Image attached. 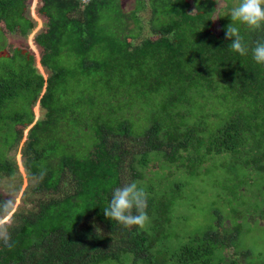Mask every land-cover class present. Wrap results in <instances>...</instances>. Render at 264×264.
<instances>
[{
    "label": "trees",
    "instance_id": "obj_1",
    "mask_svg": "<svg viewBox=\"0 0 264 264\" xmlns=\"http://www.w3.org/2000/svg\"><path fill=\"white\" fill-rule=\"evenodd\" d=\"M31 2L0 0V180L8 179L0 225L10 235L8 244L0 240V264H248L250 250L236 242L241 221L219 218L169 246L184 185L167 191L152 178L158 167L164 180L203 167L228 195L263 203L264 215V65L224 38L236 0H134L126 11L122 0H38L44 26L33 43L47 77L27 44L7 38L35 28ZM234 26L249 47L264 39V31ZM129 115L140 134L126 132ZM25 129L22 174L14 153ZM161 159L171 166H158ZM131 182L147 194L154 223L145 229L103 212ZM155 241L166 245L154 249Z\"/></svg>",
    "mask_w": 264,
    "mask_h": 264
},
{
    "label": "rangeland",
    "instance_id": "obj_2",
    "mask_svg": "<svg viewBox=\"0 0 264 264\" xmlns=\"http://www.w3.org/2000/svg\"><path fill=\"white\" fill-rule=\"evenodd\" d=\"M134 4V0H122V7L126 11L130 9ZM36 0H32L30 5V15L33 17L32 12L34 9H36ZM35 12V11H34ZM147 20V15H143V21ZM36 27L24 38L21 36H9L7 37L9 42L14 45H18L20 42L27 44L28 47H30V43L33 40V36L35 34ZM31 48V47H30ZM32 49V48H31ZM38 52L35 53V65L38 68V70L44 75L47 76L48 72L47 70L42 67L38 62ZM137 91L134 89H130V95H132L135 99V104L137 103V98L135 95H137ZM199 100V99H198ZM196 106V105H195ZM129 107H136V106H130V104L127 107V110ZM148 107V105H147ZM137 108V107H136ZM34 122L40 117L41 111L38 106V104L34 107ZM146 114V113H145ZM160 117L165 118L164 115L159 114ZM136 115H129V121H128V127L126 129V132L130 135L132 132H137L140 134L141 128V122L136 120ZM125 132V128L123 129ZM204 132V131H203ZM27 134V129L24 130L23 138L19 144V147L17 151L14 153V159L16 163L18 164V170L23 174V168L21 164V155H20V148L25 140V136ZM206 135V133L204 134ZM135 150H137V144L134 147ZM157 156H153V158H156ZM161 156H158L160 158ZM158 166L160 164H165L164 168L167 169L171 165L169 162H165L163 159L155 162ZM215 165H217V159L215 160ZM186 170H179L176 174L177 176L169 178L168 180H164L161 178V169L158 167L157 170H155L152 174V178H159L161 181H165L164 185L168 189L167 191H172L171 186L175 184V181H180L183 183V193L186 199L180 200V203H177L170 214L172 218V227L174 229V232L171 230V233L169 235H174L175 237H172L170 239V242L168 243L169 246H172L171 244L178 245L180 243H183L187 238L193 236L194 234H200L202 230H206L209 228V226L212 223H215L220 218L221 220H224V222H228V224L232 223L233 225H237L235 222H240L243 226L241 229L243 230L242 233L239 234V236L236 239V242L240 246L239 248L242 249H249L251 252V256L249 259L245 262L248 264H264V215L262 216L260 214V206H262L263 203L260 204V206H257V201L254 202L253 199H250L248 197L244 198H238L236 196H231L227 194V186L225 182L220 185V180L216 174H213L211 171H205V169L202 167L200 169H192L191 172L188 173L185 172ZM24 176V175H23ZM217 178V179H216ZM8 182V179L0 180V190H3L4 187H6V183ZM21 187L18 191L17 197L15 199V203L13 205V208H15L18 204V202H21V196L22 191L24 187L26 186V180L25 178H22L21 181ZM148 182V181H141ZM223 182V181H222ZM236 183H239L238 181ZM191 202V203H189ZM192 202H196V205L194 206ZM238 202H244V210H240L238 212V215L240 219H237L234 215V207L236 206L238 209H240V204ZM238 203V204H237ZM21 204V203H20ZM12 211H10L11 214ZM7 215L6 218L3 220H7V218L10 216ZM159 216V214H157ZM253 216H256L260 218L262 221L257 222V220H254L252 218ZM160 217V216H159ZM262 217V218H261ZM250 218V219H249ZM252 218V220H251ZM154 222L149 224H153ZM168 227V226H167ZM167 229V228H166ZM246 230H249V233L247 234ZM175 233L177 235H175ZM167 237V234H166ZM159 238L161 239V235H159ZM163 246L165 247V242H154L153 248L155 249L156 246ZM229 252H232V249H228ZM166 252L160 253V258L158 259L159 262L164 259L163 257L166 256ZM171 261H167V264H170Z\"/></svg>",
    "mask_w": 264,
    "mask_h": 264
},
{
    "label": "clouds",
    "instance_id": "obj_3",
    "mask_svg": "<svg viewBox=\"0 0 264 264\" xmlns=\"http://www.w3.org/2000/svg\"><path fill=\"white\" fill-rule=\"evenodd\" d=\"M220 0H216L218 4ZM228 16L231 23L225 30V39L231 41V50L246 55L251 51L252 59L264 65V39H258L254 45L247 46L243 43L240 29L235 24L244 26L249 32L264 31V0H236L230 7ZM147 194L143 187L136 182L126 183L117 187L113 193L109 206L103 209L104 215L110 220H115L124 228L145 229L149 223L146 212ZM0 240L8 244L10 235L7 229L0 225ZM11 245L9 244V247Z\"/></svg>",
    "mask_w": 264,
    "mask_h": 264
},
{
    "label": "crops",
    "instance_id": "obj_4",
    "mask_svg": "<svg viewBox=\"0 0 264 264\" xmlns=\"http://www.w3.org/2000/svg\"><path fill=\"white\" fill-rule=\"evenodd\" d=\"M38 3V0H36V4ZM35 11V12H34ZM32 15H33V18L35 19V21H36V31H35V33L38 31V30H40L41 28H43V26H44V21L40 18V17H38V15H37V13H36V9H34L33 10V12H32ZM35 35V34H34ZM34 37V36H33ZM30 47L32 48V50L34 51V53H36V52H38V49L36 48V46L34 45V43H33V40L31 41V43H30ZM37 56H38V62H39V59H40V57H39V52H38V54H37ZM35 58H36V56H35ZM39 64H40V62H39ZM44 77H47V76H44ZM39 106V105H38Z\"/></svg>",
    "mask_w": 264,
    "mask_h": 264
},
{
    "label": "built area",
    "instance_id": "obj_5",
    "mask_svg": "<svg viewBox=\"0 0 264 264\" xmlns=\"http://www.w3.org/2000/svg\"><path fill=\"white\" fill-rule=\"evenodd\" d=\"M82 2H87L88 0H81Z\"/></svg>",
    "mask_w": 264,
    "mask_h": 264
}]
</instances>
